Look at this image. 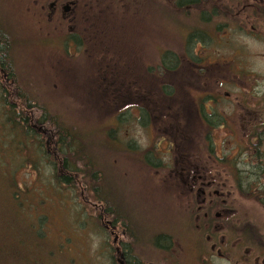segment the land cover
<instances>
[{"label":"rangeland","instance_id":"374dc122","mask_svg":"<svg viewBox=\"0 0 264 264\" xmlns=\"http://www.w3.org/2000/svg\"><path fill=\"white\" fill-rule=\"evenodd\" d=\"M215 1L218 12H226V1ZM35 6V0H0V20L16 42L13 43L16 48L11 50L14 72L23 82L24 95L35 117L29 124L34 123L43 132L41 141L51 158L46 161L38 141L33 140L38 145L36 151L20 124L15 126L9 119L8 113L12 114L8 111L12 110L9 103L13 97L4 105L1 79L0 264H117L114 226L123 242L128 239L129 243L132 239V229L136 233L144 229L143 233L149 235V244L139 241L140 250L145 253L144 264H209L207 258L211 259V264H247L242 256L244 246L250 244L231 247L235 240L227 238L230 255L223 259L204 239L194 236L189 224L192 219L181 209L182 196H177L183 190L182 181L155 175L165 174L171 166L152 168L143 158L145 147L158 143L154 129L157 132V128L162 130L165 126L161 120H154V116L152 122L145 123L147 118L143 122L137 120L131 105L136 99L135 87L142 94L140 99L148 101V107L157 114L168 104L162 84L174 83H170L175 89L171 92L177 99L173 101L174 107L181 109L177 117L184 131L179 138L184 156L206 160L210 147L218 156H237L239 164L235 170L243 172L237 181L221 159L218 162L214 157L210 159L212 169L219 170L212 172L221 178L217 183L224 187L221 191L238 210L237 216L248 222L257 238L264 240V197L241 193L238 186L239 182L244 183L246 189L255 184L263 186L264 180L249 178L245 173L249 170L245 163L248 160L244 158L246 149L235 146L237 141L246 144V137L250 135L251 129L245 123L247 117L255 125L259 121L264 124V40L247 35L239 27L231 30L226 18L219 16L212 39L201 45V51L196 52L194 48L189 51L191 56L196 54L200 77L185 60L180 70L174 72L163 69L160 62L166 48L187 54L184 26L191 28L190 18L188 22L177 24L178 28L169 24L166 32L162 18L156 14L153 21L144 20L138 26L134 18L141 10L133 20L118 15L110 17L109 46L118 49L119 44L134 43L131 35H136L137 28L151 35L147 53L144 40L141 43L144 50H139L143 56H136L135 60H140L141 64L131 68L124 65L127 59H123V53L112 47L92 52V56L66 53L69 47L64 37L57 35L45 19L40 20ZM174 11L170 8V12ZM174 15L175 19H181L179 14ZM147 24L153 26L152 30ZM146 54L151 63L147 68L141 62ZM63 61H69V65ZM113 61L118 62L113 65ZM0 73L3 78L1 68ZM226 91L231 94L229 99L225 98ZM145 92L149 96H143ZM209 92L223 93L219 104L216 103L215 119L224 124L214 125L206 139L191 95ZM122 111L119 119L117 116ZM17 115L22 120L23 117ZM43 115L47 119L39 121L37 117ZM225 118L230 120L227 125ZM58 122L79 134L78 139L85 137V142L77 148L82 159H78L75 168L68 169L69 174L58 164L65 157L55 147L58 144L54 125ZM134 145L138 146L137 158L131 148ZM165 145L167 141H162L161 148ZM161 156L171 158L167 154ZM50 162L59 175H70L73 182L58 183L52 174L55 169L47 165ZM157 169L160 171L156 172ZM163 230L172 237L167 252L160 251L152 239ZM263 250L256 249V254L261 255ZM168 255L170 259L166 258Z\"/></svg>","mask_w":264,"mask_h":264},{"label":"flooded vegetation","instance_id":"af4514ba","mask_svg":"<svg viewBox=\"0 0 264 264\" xmlns=\"http://www.w3.org/2000/svg\"><path fill=\"white\" fill-rule=\"evenodd\" d=\"M225 1L227 9L223 13L218 12L217 1L213 2V0H35V9L40 20L45 19L47 25L52 26L57 35L64 37L65 45L69 47L66 53L80 52L92 56V52L112 47L117 52L123 53V59H127L124 60V65L131 68L134 67V64L136 67L140 63V60L135 59L137 54L143 56L139 50H144L141 45L144 40L146 41L145 53L149 50L151 43L148 41V36L151 37V35L147 31L145 32L143 28H141L143 30L137 28L136 35H131L134 43L130 45L119 44L118 49L117 46L115 48L113 45L109 46L111 39V34H109L110 17L118 15L123 18L129 17L133 20L138 11L141 10L139 16L134 18L136 20L135 26L143 23L144 20L146 23L153 21L156 14L162 18L165 30L169 24L172 28H178L179 25L177 24L188 22V18H190L192 20L191 28L188 29L184 26L186 31L184 33V44L187 54L181 55L173 49L166 48L162 52L163 57L160 62L163 69L174 72L180 70L185 60L192 66L193 71L201 77L196 54L191 56L189 51L191 48H194L196 52L197 50L201 51V45L203 46L207 43L209 38L212 39L214 32L217 31L215 21L219 16L226 18L227 26L231 30H237L239 27L247 35L264 40V0ZM206 4L207 8H205ZM170 8L175 9L174 13L176 15L179 14L181 19H175L176 17L173 12H170ZM191 10L194 12L192 13ZM169 19L174 20L169 21ZM0 24L1 29L4 30L3 33L8 38V46L11 48L13 43L8 35V30L1 23V20ZM147 26L151 27L152 30L153 26L148 24ZM160 29H157V31ZM160 33L161 31L157 32V34ZM143 36L147 38L144 39ZM59 42L62 47V42L60 40ZM56 46L58 47L59 43ZM127 53L130 54L127 55ZM10 54L11 52L8 54L7 61L2 63L3 65L7 66L11 63ZM148 58L146 54V59L141 61L145 68L151 66ZM107 61L109 63V59ZM68 62L63 61L62 63L69 65ZM91 62L94 63L93 60ZM117 62L113 61V65ZM170 83L172 82L162 84L165 88H161L166 91L165 96L168 104L166 108L158 110L157 114L153 113V109L148 107V101L145 102L140 99L139 95L142 94H139L137 88L133 86L136 99L131 106L134 107L137 120L139 119L143 122L147 118L145 123L152 122L151 120L154 116V120L158 122L161 120V123L165 126L162 130L157 128V132L154 129V136L157 135L158 143L156 141L154 147L150 144L145 147L144 160L152 168L171 166L165 174H161L162 172L156 173L160 171L159 169L154 174L169 176L171 179L182 181L183 190L177 196H182L184 204H181V209L192 219L189 224L194 236L204 239L206 243L210 244L211 250L223 259L230 255L227 247L228 243L226 242L227 238L235 240L231 247L237 244H250L248 247L244 246L243 262L247 264H264V250L261 255L256 254V249H264V240L257 238L255 232L248 227V222H243L237 216L238 210L229 203L228 195L221 191V188L224 187L217 183L221 178L218 177V173L212 172L214 169L219 171L216 167L212 169L213 163L210 159L214 157L215 162L221 159L225 164L223 166L237 180L239 174L243 173L240 169L237 172L235 170V166L239 164L235 159L237 156H232V158L229 155L225 157L218 156L212 151L211 147L208 152L209 158L206 160L184 156L182 141L179 140L181 133L184 135V131L181 126L182 122L177 117L180 115L181 109L174 107L173 101L177 99L174 98V93L171 92V89L175 90L172 85L174 83ZM143 96H149V94L145 92ZM191 96L194 97L192 100L194 112L203 124L202 132L205 133V138L207 139L209 131L212 132L215 128L214 125L224 124L223 121L219 122L215 119L218 112L216 103L223 98V93H192ZM230 96L231 94L226 91L225 98L229 99ZM149 100L152 102V97ZM122 113L123 111L117 116L119 119H121ZM126 113L130 114L132 112L126 111ZM246 119L248 121H245V123L251 129L250 135L246 137V144L243 145L240 141H237L235 146L246 149L244 158L248 160L245 163L249 165V170L245 173L249 175V178L264 180V173H260L264 172V163L257 159L260 157L258 149L264 148V139L259 136L261 132H264V124L259 121L255 125L253 120L250 121L248 117ZM224 121L226 125L230 123L227 118ZM168 124L169 127L167 126ZM162 141H167V145L163 149L161 148ZM131 148L135 150L134 153L137 158L139 155L138 146L134 145ZM230 153L233 152L230 151ZM161 154L171 156L170 160L165 156H161ZM233 160H235V163H231ZM167 185L170 187L169 184ZM132 230L135 235L132 233V239L129 240V243L128 239L124 242L122 241V236L119 231H116V226L112 230L113 234L115 233L117 264H144L143 260H146L145 253L140 250L139 241L145 242L146 245L149 244L147 242L149 235L143 233L144 229L137 233L134 229ZM171 238L165 230L160 235L155 236V238L152 237L154 244L158 248L160 247L159 249L162 252L169 248ZM123 243L128 244L124 245ZM166 258L170 259V255L166 256ZM207 262L211 264V259L207 258Z\"/></svg>","mask_w":264,"mask_h":264},{"label":"trees","instance_id":"16d2710c","mask_svg":"<svg viewBox=\"0 0 264 264\" xmlns=\"http://www.w3.org/2000/svg\"><path fill=\"white\" fill-rule=\"evenodd\" d=\"M3 29H1V24H0V68L2 70L3 73V78L2 74L0 73V80L3 79V82L1 84L2 88H1V96H2V101L4 102V105L8 104L7 100L9 97H13V100H10V107L12 110H8L11 111L12 114L8 113V117L11 121H13V124L15 126L20 124L21 129L23 130L24 135H28L27 137H29L30 139H32V142L35 144L36 146V151L38 149V145L34 142V141H38L37 143L39 144V147L41 149V152L45 155V159L46 161L49 160L50 154L48 152V149H45L44 147V142L41 141V134H43L42 131H39V128L36 127V125L33 123V125L29 124V121L32 122V119H34V112L32 111V107L30 102L28 101V98L26 97V91L25 89H23V82L21 81L20 77L18 76V74L14 68V59L12 57L13 53L11 52L12 49H15L16 46L15 44L11 45V48L8 46V38L5 35V33H3ZM8 35L11 37L12 43H16L13 40L12 34L9 32L8 30ZM9 52H11V63H9L7 66L3 65L2 63H4L5 61H7L6 59L8 58V54ZM15 70V72H14ZM5 76H8V78H5ZM8 80V81H7ZM6 85V86H4ZM17 107V108H16ZM17 113L20 115V117L22 118L19 119L17 118L18 115ZM37 119L39 121L44 122V119L46 120L47 118L43 115V117L38 118ZM59 123V122H58ZM36 127V130L34 129ZM55 129L57 130V137L55 139V141L57 142L58 145H56V149L59 152V154H63L65 157L63 159V162L58 163L62 169L64 170L65 174H69L68 169L69 168H75V163L79 160L82 159V157L80 156V152L78 151V147H81L84 142H85V137H80L78 139V135L76 132H73L71 130H69L70 128H66V126L64 124L61 125V123L54 125ZM35 132H38V134H36ZM41 133V134H40ZM261 138L264 139V132H261L259 135ZM34 140V141H33ZM78 142V143H77ZM77 144V145H75ZM46 146V145H45ZM258 151L260 152V157H258L257 155V159L258 161L260 160L261 163H264V148L263 149H258ZM75 158H72V156H75ZM50 157V158H49ZM53 160V159H52ZM55 163V162H54ZM260 163V162H259ZM48 166L53 167L55 170H53V175H54V179L58 181V183H67L70 182L72 183V177L70 175H59L58 171L56 169V167L54 166L53 163H47ZM35 166V165H34ZM95 174V173H94ZM238 180V179H237ZM236 180V181H237ZM255 181H261L262 179H254ZM264 182V181H263ZM242 182L238 183L239 189L241 190V193H245L248 195H252L255 196L257 198H263L264 197V183L263 186H257L255 184V186H250L249 189H246L243 187ZM114 207V206H113ZM116 208V207H114ZM250 228V227H249Z\"/></svg>","mask_w":264,"mask_h":264}]
</instances>
